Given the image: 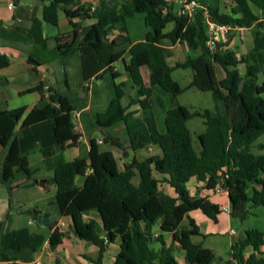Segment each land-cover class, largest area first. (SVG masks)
Here are the masks:
<instances>
[{
	"label": "trees",
	"instance_id": "1",
	"mask_svg": "<svg viewBox=\"0 0 264 264\" xmlns=\"http://www.w3.org/2000/svg\"><path fill=\"white\" fill-rule=\"evenodd\" d=\"M39 1L41 18L33 19L31 28L25 29L34 44L47 42L42 23L57 26L62 12L71 32L54 38L55 49L64 63L72 56L78 58L81 84L104 76L113 81L118 76L114 65L119 62L124 63L127 80L111 84L112 97L101 112L82 111L86 101L79 104L67 92L48 88L44 96L41 86L25 92L41 94L38 104L28 112L25 107L0 111V145L4 149L0 183L11 193L9 186L18 175L29 180L42 170L51 172L56 191L47 207H55L59 217L70 221L78 240L97 247V259H87L94 264H102L108 245L117 240L119 250L113 264H181L177 250L183 252L182 264H212L213 252L192 240L201 234L189 213L198 210L216 222L221 211L207 198L192 196L187 184L194 178L209 191L222 184L232 217L246 215L247 205L264 206V155L254 151L264 149L257 144L264 135V82L258 83L264 67V0H231L228 13L221 11V0H198L207 8L209 21L228 27V35L238 28L251 30L253 48L240 58L228 49L231 35L225 42H216L211 51L206 45L202 14L189 20L175 13L174 4L166 0H106L95 7L80 0ZM135 16L141 18L145 29L141 41H132L127 35V23ZM74 19L95 22L81 27L72 22ZM170 24L172 29L166 30ZM114 30L126 34L110 40ZM162 41L184 45L198 56L170 66V51ZM126 53L128 63L123 59ZM26 61L32 66L41 64L31 55ZM9 63L6 56H0V69ZM240 64L245 66L244 76L237 70ZM216 65L225 74L221 80L216 77ZM144 66L150 72L149 86L140 73ZM188 68L193 71L192 80L181 88L172 74ZM64 85L70 90L66 75ZM154 87L168 94L172 105L190 88L210 92L214 107L191 113L174 105L166 111L160 131L152 108ZM157 103L162 105L160 100ZM79 112L90 115L87 131H107L102 138L104 145L121 149L111 131L122 126L132 153L156 148L160 155L143 160L133 156L119 168L112 152L101 150L97 141L89 138L85 155L65 161L62 153L79 145L75 133V114ZM194 117L201 118L205 127L197 136L198 151L186 125ZM34 153L41 157L35 167L29 164ZM82 176L85 180L80 184ZM163 186L171 188L175 197L166 194ZM29 214L36 222L41 212L30 210ZM91 214L99 221L90 218ZM184 220L186 226L182 225ZM48 226L47 247L54 251L65 234L56 222ZM162 233L168 234L169 244ZM263 237L259 230H245L243 239L238 236L231 245L233 262L229 264H264V258L258 257ZM43 243L42 235L27 229L3 232L0 222V263L30 264ZM247 249L252 252L245 257Z\"/></svg>",
	"mask_w": 264,
	"mask_h": 264
},
{
	"label": "crops",
	"instance_id": "2",
	"mask_svg": "<svg viewBox=\"0 0 264 264\" xmlns=\"http://www.w3.org/2000/svg\"><path fill=\"white\" fill-rule=\"evenodd\" d=\"M100 1H106V0H80L81 3L92 4L93 7L97 6ZM166 1L172 2L174 4V7H175L177 0H166ZM9 3H13V2L9 1L7 3L6 11L0 10V56L1 55L6 56L10 62L8 67L0 69V111L13 110V109L25 107L27 109L26 112H28L29 110H31L33 107H35L38 104V102L41 98V94L39 92H35V91H33L31 93H25L27 90L39 88L41 86L43 88V94H44V96H46L48 88H52V89L56 90V87H53V86L54 85L57 86L58 84H60L62 82V81L60 82L59 76L56 74V71H57L56 69L60 68L59 72L62 73L64 78H65V75L67 78V74L68 75L70 74V70H71V69L69 70L70 59L73 58V56L66 59V61L64 63L62 61V59L57 54V51L55 49L56 43L54 41V38L59 36V35H67L68 33H70L71 32V26L69 25L68 20L65 18L64 14L62 12H60L58 15V25L52 26V27H55L57 29V31H56L57 33L51 32V34L48 35L47 31L49 28H47V25H49V24L42 23L41 30H42L43 37H45L47 39V41L52 40L53 44L49 50V55H45L44 53H40L41 56H43V57H40V58L35 57V56L27 53L28 50L26 49V46H31L34 43L27 37L25 29L21 28V27H20L21 29H17L18 27H14V26H12V24L16 19L28 20L32 23L33 19H35V18L40 19L41 15H40V17H37V15H35V13L33 12V10L31 8H27L24 6L18 8V5H16V3H13V7L9 8V6H8ZM41 7H42V3H41ZM231 7H232V1L231 0H221L220 1V9L222 12L228 13L230 11ZM252 11L254 13H257L255 8H252ZM175 13H177V12H175ZM72 22L80 24L81 27H86V26L93 24L95 22V20L94 19H88V20L80 21L78 19H74V20H72ZM171 29H172V27H171ZM171 29H169V30H171ZM125 34L126 33L120 32L119 30H114L112 32V34L109 35L108 38L111 40V39L116 38L119 35H125ZM228 34H229V32L226 34L224 40H219L218 42H225L227 39H229V36L231 35V37L229 39L228 49L235 52L237 58H240L241 56L245 55L246 53H248L253 48V40H252V35H251L250 29L238 28L236 30H233L230 33V35H228ZM127 35L129 36L128 32H127ZM142 39L140 38V39L135 40V41H141ZM132 41H134V40H132ZM46 43H41V44H37V45L41 46L42 47L41 49L44 50V49H46V46H45ZM161 45L168 50H171L172 48H175L177 46L184 47L185 48V59L187 57L198 56L197 52H192V51L188 50L184 45H181L179 43L171 44L168 41H162ZM29 55L33 56L37 60H40L41 64L39 66H32L31 64L27 63L26 60H27V57ZM123 59H124L125 63H128V61H129L128 53H126L124 55ZM183 61L176 62V63H181ZM54 62H56L58 65V67L56 69H54V67L52 66V63H54ZM167 63L170 66H174L176 64V63H174V64L170 63V56L167 59ZM64 64H65V66H64ZM117 64L114 65V71L118 74V76L113 81H110L109 82L110 84L107 81L108 92L110 93V95H108V98H109L108 100H110V98L112 97L111 84L114 83L117 85V84H120V83L127 80L126 73L124 72V70L121 71L117 67ZM122 64H124V63L122 62ZM216 67H219V66H217V65L215 66V73H216ZM32 68H34L35 71H33ZM72 68H74L75 70L77 69V71H79V60H78V58H77V62L74 63V67H72ZM144 69L148 70L147 82L145 81L143 74H142ZM237 70L239 71V74L241 76H244L245 66L243 64L238 65ZM24 73H28V75H34L35 78L31 77V78L26 79L23 76ZM140 73H141V76L143 78L144 84L146 86H149L150 72H149L148 67H146V66L141 67ZM105 77L106 76H104L101 80L95 78L89 84H84V85H82L81 82L79 81V83H78L79 88H81V90H83L84 92H89L88 93L89 98L91 97L92 94H94V96H95L93 101L86 102V107L82 111H87V110L89 111L90 108L92 110L91 113L101 112L102 110H104L105 107L101 108L102 102H101L100 96H102V94L100 93V90H98V89L96 90L95 93H93V87L95 86V87L99 88L101 85V82L103 80H105L104 79ZM216 77L218 80L223 79L225 77L223 70H222V72H220V76H216ZM262 82H264V67H263L262 72L260 73L259 78H258V83L261 84ZM84 87L87 88L86 91L84 90ZM154 89H158L160 94L165 95L166 97L170 98V96L168 94L162 92L158 87L152 88V90H153V98L152 99H153V101H155L153 103V107H152L153 108V114H154V105L155 104H157L161 108L164 107L163 101L159 97L154 96ZM56 91H58V90H56ZM263 95H264V93L262 94V97H263ZM80 99L85 100L84 98H80ZM157 100H160L162 102V105H159L157 103ZM106 103H105V105H106ZM91 104H92V106H91ZM96 107H97V109H95ZM172 107L167 108V110L172 108ZM135 108L136 107H134L133 109H135ZM167 110H165V113ZM165 113H164V116H165ZM77 114L79 117L80 112ZM154 116H155V114H154ZM164 116H163V119H164ZM163 119L161 121L162 126L161 125H160L161 127L158 126L160 131L163 130ZM156 121L158 122L157 118H156ZM76 122L78 123L79 120H76ZM157 125H158V123H157ZM119 127H121L123 129L122 126H119ZM114 130L116 131V128L113 129V131ZM99 133H100L99 130H96V131L92 132V135L89 138H94L96 141H99V139L96 138V136ZM89 138L85 140V144L80 139H78L79 140L78 147L69 148V149L65 150L62 153L63 159L65 161L73 160L74 158H76V156H78V152H79L80 148L86 147V152H87L88 151ZM102 138H103V135H102ZM107 146H109V145H107ZM100 148H102V147H100ZM198 150H199V148H198ZM141 151H147L149 153H146V155L143 158L139 159L137 157V153H139ZM110 152H112V151H110ZM112 154L114 155L113 152H112ZM3 155H4V149L0 145V169H1ZM151 155H160V151L156 148H148V149L140 150L137 152H133V156H135L138 160H143L146 157H149ZM32 157H35L34 162L36 164H34V165H33V163L30 162V159ZM40 162H41V157L38 153H34L29 157L30 166H33V167L38 166L40 164ZM124 163L125 162H123V164ZM39 173L42 175L41 180L47 182L46 186L51 185V184H49V181L51 180L52 173L48 172V171H43V170L40 171ZM0 187H4V185L0 183ZM28 187L32 188V189H35V188L41 189V188H39L38 183L36 185L30 184L29 181H25L22 178H18L16 181H13L10 184L9 189H10L11 193L14 194L19 189L28 188ZM162 189H164L166 194H168L169 196L175 197L173 190L171 188H169L168 186H163ZM187 189L192 196L207 198L208 201H210L213 204H216L221 211V213L217 216L216 222L211 221L210 219H208L206 216H204L198 210L189 213L190 218L195 222V225L199 228V233L201 234V236H197V237H193V238H202L203 240H205L209 236L218 235L221 232H227L230 235V237L232 238V243H231V245H232L237 240L238 236H240V235H238V234L235 236L231 235L232 230L229 228L230 224H231L230 223L231 209H230V203H229L228 195L227 194H219V195L214 194L211 191L204 189V184L196 181L194 178L188 182ZM256 189L259 190L258 187ZM49 200L50 199H47V198H41L37 203L38 205H35L33 210H37V211L41 212V215H46V216L50 215L48 213V210H47L48 209L47 204H48ZM224 209H228V210L224 211ZM55 217H56L57 226L63 231V233L65 235H64V238L62 239L61 245H59L54 251H51L47 247L48 237L51 233L49 226H46V227L38 226L30 214L26 215L24 213V211H22V209L14 210L11 206V201H10L9 197H8V199H7V197H0V222L2 223V231L3 232L14 231V230H19V229H27L30 233L40 234L44 238V243L39 248V250L35 253L33 261L30 264H37V263H39V264H54L56 261H58L59 264H94L93 262H90L87 259H91V260L97 259V256H98L97 247L94 246L93 244L78 240L74 236V234L72 233V231L70 229L71 223L68 219L62 218V217L58 218L57 216H55ZM89 217L92 219H95L96 221H99V218L95 214H91ZM227 230H229V231H227ZM193 238H192V240H193ZM82 243L87 244V247H84V248L86 251L90 250L89 255H87V253H85L84 250H82V249L79 250L77 248V247L81 246ZM115 243H117V242H115ZM115 243L108 245L106 252L103 254L102 264H113L114 257L116 256V254L119 250V245L115 244ZM199 244L202 245V243H199ZM114 245H115V248H112V246H114ZM178 251H179V257H177V258H178V261L182 264L183 252L180 250H178ZM251 252H252L251 249H247L245 252V257H247ZM110 253H112V254H110ZM258 257L264 258V237H263V246L261 247V255H259ZM0 264H3V263H0Z\"/></svg>",
	"mask_w": 264,
	"mask_h": 264
},
{
	"label": "rangeland",
	"instance_id": "3",
	"mask_svg": "<svg viewBox=\"0 0 264 264\" xmlns=\"http://www.w3.org/2000/svg\"><path fill=\"white\" fill-rule=\"evenodd\" d=\"M9 1L16 3V5H18V8L22 6L31 8L33 12L35 13V15H37V17H40L41 15L42 7H41V2L39 0H0V10L6 11L7 3ZM177 11H178V4L176 2V5L174 7V12H177ZM171 27H172L171 24L168 25L166 30L171 29ZM47 28H49L47 31L48 35H50L51 32L57 33L56 32L57 29L55 27H52L51 25H47ZM127 30H128L131 40L135 41L140 38L142 39L145 29L141 24V18L139 16H135L134 19L129 20L127 23ZM52 44H53L52 40H48L45 45L46 49L44 50H42L41 49L42 47L37 44L26 46V49L28 50L27 53L35 57H39V58L43 57L41 56L40 53L49 55V50ZM169 51H170V63L171 64L183 61L185 59V48L184 47L177 46L175 48H172ZM76 62H77V57L73 56V58L70 59V68H69V70L71 69L70 74L69 75L67 74V83H68L70 90H67L64 85V76L62 75L61 72H59L60 68L56 69L58 67L57 63L56 62L52 63V66L54 67V69L57 70L56 74L59 76L60 82L62 81L57 86L54 85L53 87H56V90L60 92H67L73 99L79 101L78 102L79 104H81V100H82L80 98H84L86 102L93 101L95 97L94 94H92L91 97L89 98V94H88L89 92H84L83 90H81V88H79V84H78L80 81L79 71H77V69L75 70L74 68H72L74 67V63ZM117 67L121 71H123V64L121 62L117 64ZM220 72H222V69L220 67H216V76H220ZM147 73H148L147 69H144L142 72L143 77L146 82H147ZM23 76L26 79L31 78V77L35 78L34 75H28V73H24ZM192 77H193V71L190 68L178 69L174 71L172 74L173 80H175L181 88H185L192 80ZM104 79L105 80L101 82V85L99 88L95 86L93 87V93H95L96 90L98 89L100 90V93L102 94V96H100L101 102H102L101 108L106 106L105 103L108 102V99H109L108 95H110V93L108 92V83L110 82V79L108 76H106ZM154 96L159 97L163 101V104H164V107L162 108L159 107L157 104L154 105V114H155V117L158 119L157 123L159 127L162 126L161 121L163 119L165 110H167V108L172 107L174 105L184 106L191 113L195 111L203 112L204 110H212L214 107V101H213L211 93L201 92L195 88H190L188 90H185L181 95L177 96L173 105L170 104V98L166 97L165 95L160 94L158 89H154ZM263 99H264V95H263ZM95 109H97V107ZM91 111L92 110L90 108L89 111H86V112L91 113ZM75 118L76 120H79V122L76 124L75 133L77 137L85 144V140L91 137L92 135V132L87 131L85 128L87 124L86 121L90 120V115L87 114V115L81 116V114H79V117H78V114H75ZM186 125L191 135L193 147L195 148V150L198 151L199 145L197 141V136L203 133L205 130V127L203 125V120L201 118L194 117L190 119ZM114 131H111L112 136H114L115 139H117V141L121 143V149L116 148V147L112 148L111 146H107V145L104 146L103 143L99 145L100 147H102L101 148L102 150H108L114 153L117 165L119 168H121L123 165V162H127L128 159H131L133 157V153L128 149V144H127L126 137L123 133V129L121 127H117L116 131L115 132ZM99 132H100L98 134L99 136L97 135L96 138L103 141L102 135L104 136L105 134H107V131H99ZM257 144H261L264 146V135L258 139ZM254 151L255 153L264 155V149L259 151L257 148H255ZM85 153H86V147L80 148L78 152V156L76 157L83 156L85 155ZM146 153H149V152L141 151L137 153V157L141 159L146 155ZM34 161H35V157H32L30 159V162L33 163V165L36 164ZM41 177L42 175L40 173H37L31 179L28 180L25 177H23L21 174V175H18L16 180L18 178H22L25 181H29L30 184H34V182L39 183L40 181H42ZM49 184H50V181H49ZM55 190H56L55 185L51 184V185H47L45 190L36 189V188L32 189L28 187V188L19 189L13 194V193H9L8 188L4 186V187H0V197H7V199L9 197L11 201V206L14 210L22 209V211H24L26 215H29V211L33 210L35 205H38L37 203L41 198L52 199L55 194ZM248 193H250V190ZM245 209L247 211L246 215L240 216L238 214L237 217L230 216L231 224L229 228L238 235L243 233L245 230H251V229H256L261 232H264V206L263 207H251V205H247ZM47 210L50 215L57 216L59 218L58 212L55 207L50 206ZM182 225L186 226L187 221L184 220ZM162 234L165 238L168 237L167 233H162ZM166 241H167V244L170 243L169 238H167ZM193 241L195 243H202V246L204 248H208L212 250L215 256V259L212 262V264H229L232 262L231 260L232 238L227 232H221L218 235L209 236L205 240H203L202 238H193ZM116 242L117 243L115 244L119 245V240H117ZM84 247H87L86 243H82V245L77 248L79 250L81 249L84 250L85 253L89 255L90 250L86 251ZM112 248H115V245L112 246ZM176 256L179 257L178 250L176 252Z\"/></svg>",
	"mask_w": 264,
	"mask_h": 264
},
{
	"label": "built area",
	"instance_id": "4",
	"mask_svg": "<svg viewBox=\"0 0 264 264\" xmlns=\"http://www.w3.org/2000/svg\"><path fill=\"white\" fill-rule=\"evenodd\" d=\"M178 11L177 14L182 17H186L189 20H192L194 16L198 13L202 14L205 23V32L207 35V47L211 50H215V43L219 40H224L226 34L229 31V28L226 26H218L213 22L209 21L208 10L197 0H177ZM9 8L13 7V3H9ZM98 144L102 143V140L97 141ZM214 194H227L223 188L222 184L216 185V187L211 191ZM228 209H224L227 211ZM231 235H237L234 231L231 232ZM232 260V259H231ZM233 262V260H232ZM39 264V263H37Z\"/></svg>",
	"mask_w": 264,
	"mask_h": 264
},
{
	"label": "water",
	"instance_id": "5",
	"mask_svg": "<svg viewBox=\"0 0 264 264\" xmlns=\"http://www.w3.org/2000/svg\"><path fill=\"white\" fill-rule=\"evenodd\" d=\"M12 26H14V27H21V28H24V29H30L31 26H32V23L30 21H28V20L16 19L13 22ZM84 180H85V176H82V177H80L78 179V182L80 184H82L84 182ZM50 184H54V181L50 180ZM38 186H39V188L45 190L46 189V183H45V181H40L38 183ZM55 222H56V217L53 216V215H48V216H46V215H38L36 217V224L38 226H41V227H46V226H48L50 224H53ZM240 237L243 239V233L240 234Z\"/></svg>",
	"mask_w": 264,
	"mask_h": 264
}]
</instances>
